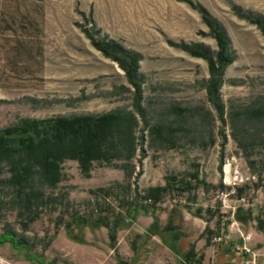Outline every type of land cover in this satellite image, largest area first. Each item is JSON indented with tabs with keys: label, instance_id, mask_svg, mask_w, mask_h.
<instances>
[{
	"label": "rangeland",
	"instance_id": "1",
	"mask_svg": "<svg viewBox=\"0 0 264 264\" xmlns=\"http://www.w3.org/2000/svg\"><path fill=\"white\" fill-rule=\"evenodd\" d=\"M199 6L225 32L234 58L219 90L226 113L264 102V37L245 18V14H255L264 20V0H0V129L23 118L115 110L132 112L137 122L130 160L95 162L88 177L80 173L75 161H65L62 180L51 191L57 196L67 194L63 204L54 213L43 211L26 230L9 211V191H0V233L12 228L32 244V252L55 264H179L157 236L146 244L138 238L140 255L135 261L131 258L130 242L151 222L148 207L147 211L138 209L131 223L118 232L114 250L108 246L104 228L85 229V241L79 243L69 239L61 226L56 228L53 220L55 214L87 210L102 202L97 188L110 190L112 204L116 198L128 197L144 206L139 196L148 187L162 185L164 176L198 171L208 186L180 196L166 194L156 214L162 223L169 213L173 215L183 235L178 242L181 252L193 244L197 255L203 256L202 264H211L215 243L221 240L211 237L206 242L210 234L205 227L215 231L216 216L221 214L215 186L222 182L225 156L236 157L244 170L254 174L252 183L241 186V195L255 198L250 205L254 214L264 211V147L255 148L251 156L255 164L249 167L231 135L228 116L220 122L207 101L206 60L182 47L197 44L210 56L217 50ZM90 36L138 54L143 117L135 113L124 72L92 46ZM155 125L163 127L160 138L151 135ZM198 207L215 211V217L207 222L204 211L203 217L194 216ZM238 224L248 235L249 246L263 254L258 264H264V237L252 223ZM219 227L221 234L226 233ZM0 264L36 263L5 244L0 246Z\"/></svg>",
	"mask_w": 264,
	"mask_h": 264
},
{
	"label": "trees",
	"instance_id": "2",
	"mask_svg": "<svg viewBox=\"0 0 264 264\" xmlns=\"http://www.w3.org/2000/svg\"><path fill=\"white\" fill-rule=\"evenodd\" d=\"M198 10L216 42L217 50L214 56H210L205 48L197 44H184L182 47L190 55L206 60L208 78L204 86L207 101L220 122L224 123V116H228L231 135L247 158L249 167L253 168L255 162L251 160V156L255 154V148L264 147V102L226 113L219 90L224 81L225 69L234 58L229 50L225 32L207 16L204 9L199 6ZM245 18L256 24L264 37V20L255 14H245ZM89 38L95 49L116 62L124 72L132 88L135 113L142 115L140 102L143 78L138 70V54L113 41L97 40L91 36ZM136 124L132 112L115 110L98 115L23 118L14 125L1 128L0 191H9V211L14 213L21 229L26 230L46 209L54 213L57 205L63 204L67 194L57 196L51 191L56 189L62 180V164L65 161H75L80 173L88 177L95 162L130 160L134 155L133 132ZM162 129V126L155 125L151 129V135L160 138L163 134ZM163 180L162 185L148 187L143 191V196H139L145 202L144 206L137 203L135 198L128 197L116 198V204H112L110 190L97 188L96 196L102 202H97L87 210H67L66 213L55 214L54 226L56 228L61 226L69 239L79 243L85 241V229L96 231L104 228L108 246L114 250L118 232L131 223L138 209L147 211L148 207L151 222L142 234H137L136 239L130 242L133 251L131 258L135 261L140 255L138 238H142V243L146 244L151 237L157 236L161 243L178 257L179 264H202L203 256L197 255L193 244L183 252L178 249V242L183 235L173 215L169 213L162 223L156 211L157 205L166 194L180 196L192 192L200 185L208 184L199 177L198 171L188 173L186 176L166 175ZM222 187L220 182L215 186L218 189ZM236 191L238 196L241 195L243 187L237 188ZM136 195L138 196V193ZM202 211L208 214L207 222L216 215L215 211L208 208L203 210L201 207L195 208L192 214L203 217ZM234 218L243 225L252 223L254 230L264 237V211L258 209L254 214L250 206L240 205L234 212ZM227 224L225 216L222 214L216 216L215 231L211 232L205 227V233L210 234L206 242L211 237L222 238L219 225L226 230ZM5 244L29 262L55 264V260L32 252V244L24 235L16 234L12 228H5L0 233V246ZM119 264L126 262L120 261Z\"/></svg>",
	"mask_w": 264,
	"mask_h": 264
},
{
	"label": "built area",
	"instance_id": "3",
	"mask_svg": "<svg viewBox=\"0 0 264 264\" xmlns=\"http://www.w3.org/2000/svg\"><path fill=\"white\" fill-rule=\"evenodd\" d=\"M222 188L219 189L217 197L219 199V209L225 219L228 221L226 225V233L222 235V238H217L218 241L221 239L226 240L229 238L232 232L238 234L241 242L234 243L232 249L240 254L239 260H232L231 264H258V258L262 256L260 252L251 248L248 244V235L244 234L239 229V224L234 218V212L238 206L248 207L252 205L255 198L247 200L242 195H237V188L250 184L254 181V174L248 169L244 170L239 164L238 160L234 156L223 158L222 163Z\"/></svg>",
	"mask_w": 264,
	"mask_h": 264
},
{
	"label": "crops",
	"instance_id": "4",
	"mask_svg": "<svg viewBox=\"0 0 264 264\" xmlns=\"http://www.w3.org/2000/svg\"><path fill=\"white\" fill-rule=\"evenodd\" d=\"M255 236V235H254ZM254 236L252 235V238L254 239ZM229 240H223L221 239L220 242L215 243L217 245L216 247V253L213 255V259L211 260V264H231V261L239 260L240 254L236 253L232 249V245L234 243H240L241 239L238 236L230 235ZM262 239V237L260 238ZM262 241V240H261ZM204 260V259H203Z\"/></svg>",
	"mask_w": 264,
	"mask_h": 264
}]
</instances>
